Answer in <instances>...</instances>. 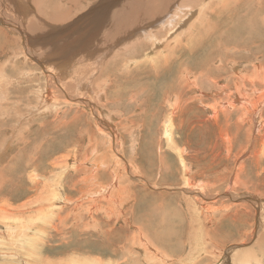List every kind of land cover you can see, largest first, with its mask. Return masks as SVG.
Returning a JSON list of instances; mask_svg holds the SVG:
<instances>
[{"label": "rangeland", "instance_id": "1", "mask_svg": "<svg viewBox=\"0 0 264 264\" xmlns=\"http://www.w3.org/2000/svg\"><path fill=\"white\" fill-rule=\"evenodd\" d=\"M101 1L114 2L0 0V264H161L162 254L151 258L146 242L134 240L141 205L164 226V205L182 219L171 234L177 236H167V250L176 254L167 264H264V0H169L167 11L126 27L118 22L121 10L158 0H119L109 6L116 22L91 32ZM81 27L91 36L83 44L75 35ZM85 98L97 106L84 111ZM169 128L187 171L173 152L161 158L170 162L162 171ZM190 194L213 211L215 222L200 223L205 229L185 212ZM35 220L32 230L19 229ZM21 233L24 246L13 238Z\"/></svg>", "mask_w": 264, "mask_h": 264}, {"label": "bare ground", "instance_id": "2", "mask_svg": "<svg viewBox=\"0 0 264 264\" xmlns=\"http://www.w3.org/2000/svg\"><path fill=\"white\" fill-rule=\"evenodd\" d=\"M52 1V0H51ZM82 1V0H81ZM88 1H95V0H88ZM114 2H109V1H101L102 3L100 4V11H98L97 13H96V18H97V21H95L96 23H99V24H95V25H92L93 27H92V29L90 30L91 32H96V31H98V28L100 29L101 27H104L103 25H101V23H106V22H110V23H115L116 21H115V19H116V16H117V12H115L114 11V7L112 8V7H109L110 5H114V6H116L115 8H117L119 5H117L118 4V1L119 0H113ZM168 1L169 0H158V1H156V2H154L153 4H151V3H148V4H142V1H136V2H134V3H131V4H129L127 7H126V9L123 11V10H121L123 13H122V15L121 16H124V18H120V13H118V15H119V19H118V22H120L119 23V25L120 26H124V27H126V26H128V24L129 25H133V26H137V25H140V24H142V21H141V19H145V20H148L149 18H155L156 16H158L159 15V11H161V9H162V12L163 11H167V9L169 8L168 6H166L167 4L169 5V3H168ZM204 1V0H203ZM234 1V0H233ZM236 1V0H235ZM84 2V1H83ZM100 2V1H99ZM170 2V1H169ZM206 2V1H205ZM223 2H225L224 0H216V4L217 5H220L221 3H223ZM228 2V1H227ZM226 2V3H227ZM239 2V1H238ZM81 3V2H80ZM192 3V2H191ZM49 4H51V3H49ZM67 4V3H66ZM87 4V3H86ZM186 4V3H185ZM205 4V3H204ZM82 5V4H81ZM96 5H98V4H96ZM175 5H176V3H175ZM193 5V4H192ZM228 5V4H227ZM49 6V5H48ZM74 6V5H73ZM49 7H52V6H49ZM71 7V6H70ZM69 7V8H70ZM74 7H77L76 5L74 6ZM81 7V6H80ZM84 7H85V5H84ZM121 7V6H120ZM177 7V6H176ZM181 7V6H180ZM179 7V8H180ZM183 7V6H182ZM204 7V6H203ZM57 8V7H56ZM86 8V7H85ZM107 8L110 10L111 8V15H109L107 12V14H108V16H112L113 15V19H110V20H107V18H109V17H107L106 18V16H107V14H104V12L103 11H105V10H107ZM164 8V9H163ZM39 9H41V7H39ZM54 9V8H53ZM58 9V8H57ZM84 9V8H83ZM96 9L97 8H95L94 9V11L93 12H95L96 11ZM182 9V8H181ZM204 9V8H203ZM258 9V8H257ZM262 9V8H261ZM28 10V9H27ZM85 10V9H84ZM156 10H158V11H156ZM176 10V9H175ZM201 10H202V8H201ZM214 10H215V8H214ZM213 10V11H214ZM81 11V10H80ZM194 11V10H193ZM200 11V10H199ZM253 11H254V9H253ZM259 11V10H258ZM103 12V13H102ZM109 12V11H108ZM191 12H192V10H191ZM190 12V13H191ZM196 12V11H195ZM195 12H194V14H195ZM56 13H58V12H56ZM55 13V14H56ZM89 13V12H88ZM193 13V12H192ZM60 14H61V12H60ZM59 14V15H60ZM78 14V13H77ZM163 14H165V13H163ZM168 14H169V11H168ZM43 15V14H42ZM57 15V14H56ZM64 15H65V13H64ZM67 15V14H66ZM75 15V14H74ZM73 15V16H74ZM197 15V14H196ZM2 16V15H1ZM36 16V15H35ZM38 16V15H37ZM62 16V15H61ZM88 16V15H87ZM93 16V15H92ZM163 16V15H162ZM171 16V15H170ZM44 17V16H43ZM75 17V16H74ZM84 17V16H83ZM89 17V16H88ZM87 17V18H88ZM115 17V18H114ZM165 16H163V18H164ZM186 17V16H185ZM253 17V16H252ZM261 17V16H260ZM61 18V17H60ZM184 18V17H183ZM199 18V17H198ZM80 19V18H79ZM84 19V18H83ZM165 19V18H164ZM168 19V18H167ZM262 19H264L263 17H262ZM37 20V19H36ZM43 20V19H42ZM45 20V19H44ZM54 20H56V19H54ZM53 20V21H54ZM61 20V19H60ZM82 20V19H81ZM166 20V19H165ZM57 21V20H56ZM59 21V20H58ZM188 21V20H187ZM239 21V20H238ZM209 22V21H208ZM47 23V22H46ZM162 23V22H161ZM239 23V22H238ZM237 23V24H238ZM243 23V22H242ZM37 24V23H36ZM83 24V23H82ZM82 24H81V26H82ZM85 24V23H84ZM88 24V23H87ZM94 24V23H93ZM182 24V23H181ZM184 24V23H183ZM182 24V25H183ZM118 25V24H117ZM178 25H179V23H178ZM195 25V24H194ZM193 25V26H194ZM37 26V25H36ZM36 26H35V29H36ZM84 26V25H83ZM106 26V25H105ZM111 26V25H110ZM16 28H17V25L15 26ZM86 27V26H85ZM89 27V26H88ZM112 27V26H111ZM178 27V26H177ZM134 28V27H133ZM137 28V27H136ZM172 28V27H171ZM33 29V28H32ZM41 29V28H40ZM39 29V30H40ZM87 29V28H86ZM86 29H84V30H86ZM121 29V28H120ZM188 29H190V27L188 28ZM193 29H194V32H195V28L193 27ZM196 29H199V28H196ZM72 30V29H71ZM80 30H83L82 29V27L79 29V30H76V34L75 35H77V37H79V38H82L81 39V41H80V43L81 44H83L84 42H86V41H88L89 39H90V34L89 33H87V31L86 32H81ZM129 30V29H128ZM134 30V29H133ZM152 30V29H151ZM170 30H172V29H170ZM191 30V29H190ZM205 30V29H204ZM33 31V30H32ZM44 31V30H43ZM42 31V32H43ZM61 31V30H60ZM73 31V30H72ZM164 31V30H163ZM192 32H193V30H191ZM206 31V30H205ZM20 32H23V31H20ZM64 32V31H63ZM172 32V31H171ZM185 33H187V31L185 30L184 31ZM24 33H26V32H24ZM29 33H30V31H29ZM33 33V32H32ZM39 33V32H38ZM167 33V32H166ZM173 33V32H172ZM189 33V32H188ZM208 33V32H207ZM42 34V33H41ZM58 34V33H57ZM60 34H62L61 32H60ZM93 34V33H92ZM159 34V33H158ZM163 34V33H162ZM175 35H176V33H174ZM213 34V33H212ZM232 34V33H231ZM236 34H238V33H236ZM236 34H233V35H236ZM26 35V34H25ZM29 35H31V34H29ZM64 35H65V33H64ZM70 35V34H69ZM167 35V34H166ZM180 35V34H179ZM183 35V34H182ZM22 36V35H21ZM169 36V35H168ZM237 36V35H236ZM236 36H235V38H236ZM56 37V36H55ZM62 37H63V34H62ZM142 37H143V35H142ZM172 38V35H170L168 38ZM178 36H176V38H177ZM183 37V36H182ZM188 37H190V36H188ZM221 37H223V36H221ZM220 37V38H221ZM234 37V36H233ZM258 36H256V39L258 40L259 39V37L257 38ZM61 38V37H60ZM69 38H70V36H69ZM75 38V37H74ZM153 38V37H152ZM170 38V39H171ZM181 38V37H180ZM255 38V37H254ZM53 39H54V37H53ZM59 39V38H58ZM134 39H136V38H134ZM251 38H249V40H250ZM55 40V39H54ZM57 40V39H56ZM159 40H161V39H159ZM192 40V39H191ZM221 40V39H220ZM251 40H253V39H251ZM78 41V40H77ZM102 41V40H101ZM134 41V40H133ZM155 41H157V40H155ZM163 41V40H162ZM253 41H255V40H253ZM59 42H60V40H59ZM62 42V41H61ZM67 42V41H66ZM66 42H64V44H66ZM158 42V41H157ZM160 42V41H159ZM167 42H170L168 39H167ZM40 43V42H39ZM53 43V42H52ZM56 43L57 42H55V45H56ZM105 43H106V40H105ZM133 43V42H132ZM180 44H181V42H179ZM41 44V43H40ZM58 44V43H57ZM79 44V43H78ZM136 44V43H135ZM162 44V43H161ZM169 44V43H168ZM168 44H166V45H168ZM192 44V43H191ZM43 45V44H42ZM42 45H40L41 47H42ZM50 45H51V43H50ZM49 45V46H50ZM60 45V44H59ZM58 45V46H59ZM61 45H63L62 43H61ZM154 45V44H153ZM160 45V44H159ZM170 45V44H169ZM167 46V48H170L171 46ZM48 46V47H49ZM53 45H51L50 46V48L52 47ZM76 46V45H75ZM94 46V45H93ZM133 46V45H132ZM138 46V45H137ZM163 46H165V45H163ZM192 46V45H191ZM62 47V46H61ZM64 47V46H63ZM81 47L82 46H80V45H78L77 46V49H76V55H78V53H79V51H81L80 49H81ZM155 47V46H154ZM54 48V50H55V47H53ZM71 48V47H70ZM76 48V47H75ZM84 48V47H83ZM99 48V47H98ZM135 48V47H134ZM159 48H160V46H159ZM175 48V47H174ZM236 48V47H235ZM49 49V48H48ZM59 48H57V50H58ZM61 49H63V48H61ZM74 49V48H73ZM177 49V48H176ZM175 49V50H176ZM234 49V48H233ZM263 50H264V45H263V48H262ZM69 50V49H68ZM71 50V49H70ZM69 50V51H70ZM149 50V49H148ZM147 50V51H148ZM156 50H158V47H156ZM163 50V49H162ZM174 50V51H175ZM56 51V50H55ZM67 51V50H66ZM124 51H126V50H124ZM139 51V50H138ZM141 51H142V49H141ZM140 51V52H141ZM155 51V50H154ZM168 51V50H167ZM171 51H173V50H171ZM174 51H173V53H174ZM89 52V51H88ZM260 52H262V51H260ZM47 53V52H46ZM75 53H74V55H75ZM90 53V52H89ZM99 52H97V54H98ZM162 53V52H161ZM33 54V53H32ZM53 54V55H52ZM83 55L85 54V53H82ZM37 55V54H36ZM50 55V57L51 56H54V53H50L49 54ZM82 55V56H83ZM88 55H90V54H88ZM173 55V54H172ZM31 57H32V55H30ZM35 56V55H34ZM62 56V55H61ZM146 56H147V53H146ZM162 56V55H161ZM23 57V56H22ZM37 57V56H36ZM67 57V56H66ZM69 57V56H68ZM88 57V56H87ZM99 57V56H98ZM169 57H171L172 58V56L170 55ZM264 57V56H263ZM41 58V57H40ZM43 58V57H42ZM47 58H49V57H47ZM71 58V57H70ZM95 58V57H94ZM132 58V57H131ZM153 58V57H152ZM152 58H150V59H152ZM171 58L169 59V61L171 60ZM36 59V58H35ZM39 59V58H38ZM68 59V58H67ZM96 59V58H95ZM98 59V58H97ZM174 59H176V58H174ZM37 60V59H36ZM35 60V61H36ZM92 60V59H91ZM94 60V59H93ZM165 60H167V59H165ZM44 61H45V59H44ZM61 61V60H60ZM84 61H85V59H84ZM83 61V62H84ZM87 61V60H86ZM46 62V61H45ZM71 62V61H70ZM69 62V63H70ZM80 62V61H79ZM173 62H176V61H173ZM130 63V62H129ZM43 64V63H42ZM113 65V64H112ZM204 65V64H203ZM40 66H42V65H40ZM52 66V64L50 65V67ZM69 66V65H68ZM67 68V67H66ZM69 68V67H68ZM136 69H137V67H136ZM133 70H135V68L133 69ZM140 70V69H139ZM136 71V70H135ZM57 72V71H56ZM55 72V73H56ZM58 72H59V70H58ZM135 73V72H134ZM25 74V73H24ZM31 74V73H30ZM35 74V73H34ZM40 73H38L37 75H39ZM57 74V73H56ZM26 75H28V74H26ZM189 75V74H188ZM243 75V74H242ZM59 77H60V75H58ZM241 76V75H240ZM41 77V76H40ZM58 77V78H59ZM38 78V77H37ZM48 79V78H47ZM90 79V78H89ZM250 79V78H249ZM193 81V80H192ZM54 82V81H53ZM65 82V81H64ZM45 84V83H44ZM104 85V84H103ZM81 88V87H80ZM68 91H71V90H68ZM161 92V91H160ZM108 93V92H107ZM109 93H111V92H109ZM120 93V92H119ZM241 93V92H240ZM66 95H69V94H71V92H67L66 91V93H65ZM74 94H78L76 91H74ZM113 94V93H112ZM125 94H127V93H125ZM140 94V93H139ZM151 94H152V92H151ZM160 94V93H159ZM158 94V95H159ZM98 95H99V93H98ZM107 95V94H106ZM111 95V94H110ZM154 94H152V96H153ZM250 95V94H249ZM101 96V95H100ZM103 97H104V94L102 95ZM101 96V97H102ZM113 96V95H112ZM149 96H151V95H149ZM157 96V95H156ZM160 96V95H159ZM101 97H100V99H101ZM155 97V96H154ZM76 99H74V98H72V101H77V99H78V101L79 100H83L84 98H81V97H75ZM108 98V97H107ZM115 98V97H114ZM121 98V97H120ZM136 98V97H135ZM134 98V99H135ZM138 98V97H137ZM153 98V97H152ZM174 98V97H173ZM245 98V97H244ZM249 98V97H248ZM252 98H254V97H252ZM111 99V98H110ZM113 99V98H112ZM122 99V98H121ZM256 99V98H255ZM85 100H87L86 98H85ZM116 100V99H115ZM118 100H120V99H118ZM123 100V99H122ZM155 100V99H154ZM174 100V99H173ZM244 100V99H243ZM148 101V100H147ZM247 101H249V99H247ZM256 101V100H255ZM2 102V101H1ZM128 102V101H127ZM243 102V101H242ZM44 103L46 104V103H49L47 100L46 101H44ZM85 105H88L87 107H84L83 109H84V111H86L88 108H92V106H97L96 104H94V103H92V101L91 100H87V102H83ZM116 103V102H115ZM117 103H119V101L117 102ZM121 103V102H120ZM147 103V102H146ZM150 103V102H149ZM172 103H175V102H173L172 101ZM106 104V103H105ZM104 104V105H105ZM151 104V103H150ZM149 104V105H150ZM170 104H171V102H170ZM176 104V103H175ZM100 105V104H99ZM144 105V104H143ZM161 105V104H160ZM121 106V105H120ZM151 106V105H150ZM152 106H154V107H157V106H155L154 104L152 105ZM170 105H168V107H169ZM130 107V106H129ZM145 107V106H144ZM159 107V106H158ZM157 107V108H158ZM161 107V106H160ZM159 107V108H160ZM127 108V107H126ZM146 108V107H145ZM151 108V107H150ZM169 108H171V106L169 107ZM252 108V107H251ZM43 109V108H42ZM93 109V108H92ZM152 109V108H151ZM155 109V108H154ZM122 110V109H121ZM148 110H150V109H148ZM177 110V109H176ZM247 110V109H246ZM100 111V110H99ZM125 111V110H124ZM172 112H173V110H171ZM257 111V110H256ZM255 111V112H256ZM110 112V111H109ZM153 112H155V110H153L151 113H153ZM157 112V111H156ZM170 112V111H169ZM176 112H178V111H176ZM175 112V113H176ZM258 112V111H257ZM121 113H122V111H121ZM47 114V113H46ZM97 114L98 115H100L99 114V112L97 111ZM145 114H146V112H145ZM154 114V113H153ZM158 114V113H157ZM156 114V115H157ZM112 115V114H111ZM106 116V115H105ZM168 116V115H167ZM119 117V116H118ZM150 117V116H149ZM166 117V116H165ZM171 117H172V114L168 117L169 119H171ZM113 118L115 119V117L113 116ZM120 118V117H119ZM118 118V119H119ZM151 118V117H150ZM175 118V116H173V119ZM256 119V118H255ZM120 121V120H119ZM165 121V120H164ZM163 122V121H162ZM169 122V121H168ZM257 122V121H256ZM259 122V121H258ZM166 125H168V124H166ZM257 125H259V123L257 124ZM165 126V125H164ZM163 126V127H164ZM171 126V125H170ZM167 127V126H166ZM109 129V128H108ZM170 129V136H171V139H169V141H166V143H167V149H168V151H167V153L165 152L164 154L162 153L161 154V156H160V164H162V171L163 170H165V169H168V166H169V161L167 162L168 164H163V162L161 161V158H163V155H164V158H166V159H169V155H171L172 153H170V152H173V153H175V154H177V156H178V165L180 166V167H182V171H187V169L189 168V166H188V164L184 161V159H183V157L185 156V154L182 152V148H183V146H181V145H179V141H177L176 140V138H174L173 139V135L174 134H172L171 135V131H172V129L171 128H169ZM113 131H114V129H112ZM174 130V129H173ZM137 131V130H136ZM164 131V130H163ZM169 131V130H168ZM86 132V131H85ZM97 132V131H96ZM116 132H118V131H116ZM115 132V133H116ZM89 133V132H88ZM87 133V134H88ZM173 133V132H172ZM174 133H176V132H174ZM164 134V133H163ZM121 135V134H120ZM168 135V134H167ZM169 136V135H168ZM170 136H169V138H170ZM79 137H80V135H79ZM114 137H115V135H114ZM80 139V138H79ZM108 139V138H107ZM121 139V138H120ZM100 140L104 143V148H107V144H106V139L104 138V137H102V136H100ZM106 140V141H105ZM109 140V139H108ZM179 140V139H178ZM11 141V140H10ZM136 141H138V139H136V138H133V142H136ZM108 142V141H107ZM176 142V143H175ZM2 143V142H1ZM17 143V142H16ZM110 143V142H109ZM116 143H117V141H116ZM15 144V143H14ZM13 144V145H14ZM135 144V143H134ZM4 145V144H3ZM2 145V146H3ZM10 145V144H9ZM12 145V146H13ZM70 145H72L71 143H70ZM74 145V144H73ZM166 145V144H165ZM11 146V147H12ZM6 147V146H5ZM9 147V146H8ZM66 147V146H65ZM111 147V146H110ZM120 148V147H119ZM7 149L8 148H6V151H7ZM10 149H12V148H10ZM9 149V150H10ZM111 149V148H110ZM124 149V148H123ZM123 149H121V150H123ZM5 150V149H4ZM4 150L2 151L3 153L2 154H4ZM62 150V149H61ZM120 150V151H121ZM108 152H109V150H107ZM98 152V151H97ZM104 152V151H103ZM102 152V153H103ZM6 153V152H5ZM7 154V153H6ZM96 154V153H95ZM104 154V153H103ZM122 154V153H121ZM92 155V154H91ZM97 155V154H96ZM4 156V155H3ZM107 156H109L108 154H107ZM96 157V156H95ZM114 157V156H113ZM6 159V158H5ZM100 160V157L98 158L97 157V161H99ZM73 161V160H72ZM92 162V161H91ZM116 162V161H115ZM166 162V161H165ZM73 163H74V161H73ZM92 164V163H91ZM89 165V164H88ZM120 166H121V164H120ZM97 167H108V165L107 164H105V163H100V164H98L97 165ZM80 168V167H79ZM79 168H77V169H79ZM133 168H134V166H133ZM117 169V168H116ZM119 169V168H118ZM134 169H136V168H134ZM113 171H115V170H113ZM120 171V170H119ZM118 171V172H119ZM115 173V172H114ZM91 174V173H90ZM94 174H95V176L96 177H100L99 175H97V173L96 172H94ZM99 174V173H98ZM120 174V173H119ZM114 176V174H110V177L111 176ZM117 175V174H116ZM123 175V174H122ZM137 175H138V173H137ZM126 176V175H125ZM124 177V176H123ZM89 178H92V176L91 175H89ZM117 177H115V179H116ZM120 179V177L118 176V178L116 179V184H117V182H118V180ZM124 179V178H123ZM91 180V179H90ZM93 180V179H92ZM112 180H114V179H112ZM130 180V179H129ZM127 182H129V181H127ZM185 182H187V180L184 178L183 179V184L185 183ZM91 184V183H90ZM96 184V183H95ZM99 184V183H98ZM110 183H108V184H106V185H109ZM116 184H114V185H116ZM120 185V184H119ZM90 186V185H89ZM98 187H101V186H103V187H105V185L104 184H102V185H97ZM97 186H95V187H97ZM117 186V185H116ZM102 187V189H100L99 190V192H101V193H103V192H105V190L106 189H108V188H103ZM118 187V189H119V186H117ZM90 188H92V185L90 186ZM94 188V187H93ZM110 189V188H109ZM96 190H98V189H96ZM107 191V190H106ZM125 191H126V193H128V192H130L131 190H127V189H125ZM91 193H93V195H94V191L93 192H91ZM92 195V196H93ZM103 195H104V193H103ZM103 195H102V197H103ZM106 196H107V194H105ZM61 196H64V194H61ZM106 196H104V197H106ZM108 196H109V194H108ZM107 196V197H108ZM191 196H193L194 198H197L199 195L198 194H196V195H194V194H190V198L189 197H186V199L185 200H183L182 201V203H183V206L185 207L184 209H185V212H186V214L187 215H190L189 214V212L190 213H194V214H196V215H198V217L196 218V220H195V222L198 224V226L197 227H201L202 225L200 224V223H202V224H208V223H212L213 221H214V214L212 215V212L213 211H211V208L210 207H208V206H206V205H204V201H199V200H197V199H194V200H192L191 199ZM55 197H56V195H55ZM123 197H125V196H123V194L121 195V196H119V198H120V200H123ZM66 198V197H65ZM64 198V199H65ZM113 198V197H112ZM112 198H110V199H112ZM127 198V197H126ZM208 199H209V197H208ZM246 199V198H245ZM116 200V199H115ZM131 200V199H130ZM61 201V200H60ZM112 201V200H111ZM118 201V200H117ZM135 201V200H134ZM133 201V202H134ZM254 201V200H253ZM46 202V201H45ZM257 202V201H256ZM125 203V202H124ZM127 203V202H126ZM210 203V202H209ZM130 204V203H129ZM206 204V203H205ZM211 204V203H210ZM250 204V203H249ZM123 205V204H122ZM55 206V205H54ZM203 206H206L205 207V210H204V207ZM211 206V205H210ZM122 206H120L119 208H121ZM168 207H169V205H164L163 206V208H162V212H163V214H164V218H165V226L163 225V220L162 219H159V220H156V218H155V216L154 215H152L153 213H152V210H150V209H145V207L144 206H140V209H139V211H138V213L136 214L135 213V221L134 220H132V221H134V224H133V226H132V228H131V230H133V229H135V231H134V234H137V237H135L134 238V240H136V243H140V242H142V241H144V242H146V244H147V246L145 247V253H146V255H148L149 257H151L152 255H154V257L155 256H158L159 254H162V256H163V259H161L160 261H161V264L162 263H165V264H167V262H169V261H171L173 258H172V255H173V253L175 254V252H173L172 250L171 251H168L167 249H169L170 250V245H168L167 243H173V242H170V240L172 239H170L169 237V239L170 240H168V238H167V236H169V235H171L174 231L176 232V230L178 229H180V227H179V223H180V221L182 220V219H180V221H178V220H176V219H174V218H177V216L175 215V211L174 212H172V211H170L169 209H168ZM171 207H172V205H171ZM215 207V206H214ZM29 208H30V205H29ZM26 209V208H25ZM122 209V208H121ZM132 209V208H131ZM263 209H264V206H263ZM30 210V209H29ZM96 210V209H95ZM205 212H204V211ZM45 211V209L44 208H39V210H38V212L37 213H40V214H43V212ZM120 211V210H119ZM243 211V210H242ZM246 211V210H245ZM14 214H21V216H24V215H22L23 214V211L21 210V209H14ZM6 215V210H4V208H0V215ZM9 214V213H8ZM200 214V215H199ZM208 214H210L209 216H208ZM120 215V214H119ZM217 215V214H216ZM12 216V215H11ZM191 216V215H190ZM121 218V217H120ZM133 218V217H132ZM117 219V218H116ZM115 219V220H116ZM129 220H131V219H129ZM128 219L126 220V223L128 224V221H129ZM49 222V221H48ZM176 222H177V225L178 226H176L175 224H176ZM183 222V221H182ZM215 222V221H214ZM9 223H11V222H9ZM8 223V224H9ZM30 223V222H29ZM36 223H37V220H35V223H34V225H32V226H29V227H27V228H23V227H19V229L20 230H32L33 229V227H36ZM122 223V222H121ZM193 224V223H192ZM217 224V223H216ZM137 225H140V226H137ZM2 226V225H1ZM27 226V225H26ZM195 226V225H194ZM196 227V226H195ZM189 228V227H188ZM202 228H204L203 226H202ZM201 228V229H202ZM176 229V230H175ZM200 229V228H199ZM198 229V230H199ZM200 229V230H201ZM205 229V228H204ZM204 229H202V230H204ZM215 229V228H214ZM238 229V228H237ZM84 230V229H83ZM192 230V229H191ZM190 230V231H191ZM197 230V231H198ZM219 230H221V229H219ZM109 231V230H108ZM204 231H206V230H204ZM203 231V232H204ZM224 231V230H223ZM20 232V231H19ZM189 232V231H188ZM192 232V231H191ZM191 232H190V234H191ZM200 232V231H199ZM178 233V232H177ZM195 233H196V231H195ZM212 233V232H211ZM17 234V233H16ZM24 234L25 233H21V234H18V237L17 236H13V238H18V240L20 241V242H23V244H22V246H24L25 245V243L26 242H28V239L27 238H20V237H23L24 236ZM31 234V233H30ZM133 234V235H134ZM213 234V233H212ZM227 234V233H226ZM1 235V234H0ZM3 235V234H2ZM181 235V234H180ZM196 235V237H199L200 235L198 234V236H197V233L196 234H194V236ZM171 236H177V235H171ZM192 235H190V237H191ZM202 236H203V234H202ZM224 236V235H223ZM261 236V235H260ZM12 237V236H11ZM187 237V236H186ZM196 237H194V238H196ZM193 238V239H194ZM8 239V238H7ZM6 239V240H7ZM198 239H200V238H196L195 240H198ZM9 240V239H8ZM194 240V241H195ZM1 241H2V239H1ZM139 241V242H138ZM204 242V241H203ZM10 243V242H9ZM17 243V242H16ZM214 243H216V242H214ZM16 245V244H15ZM20 245V244H19ZM144 245V244H143ZM168 245V246H167ZM192 246V248H194L197 252H199L200 250H201V248L197 245V244H192L191 245ZM10 247H12V246H10ZM20 247V246H19ZM152 247V248H151ZM190 247V246H189ZM207 247V246H206ZM205 247V248H206ZM166 248V249H165ZM208 248V247H207ZM12 249H13V247H12ZM98 249V248H97ZM144 249V247H142V250ZM19 250V249H18ZM21 250V249H20ZM189 250V249H188ZM193 251L192 253V255H194V252H195V254H196V251ZM206 250V249H205ZM204 250V251H205ZM167 252H169V254L170 255H166L167 254ZM200 252H202V251H200ZM104 253H105V251H104ZM177 253V252H176ZM189 254H190V252H188ZM88 254V253H87ZM143 254V253H142ZM198 254V253H197ZM197 254H196V257H197ZM8 255V254H7ZM96 255V254H95ZM100 255V254H99ZM176 255V254H175ZM89 256H91L90 254H89ZM115 256H117V255H115ZM18 257H20V256H18ZM101 257V256H100ZM153 257V256H152ZM151 257V258H152ZM181 257V256H180ZM188 257H189V255H188ZM191 257V256H190ZM227 257V256H226ZM14 258H16V257H14ZM86 258H87V256H86ZM179 258V257H178ZM194 258H195V256H194ZM101 259V258H100ZM104 259V258H103ZM175 259V258H174ZM190 259V258H189ZM12 260V259H11ZM89 260V259H88ZM176 260V259H175ZM184 260V259H183ZM195 260V259H194ZM101 261H103V260H101ZM149 261V260H148ZM99 263H100V261H98ZM128 262V261H127ZM151 262H152V259H151ZM174 262V261H173ZM185 262V261H184ZM194 262V261H193ZM86 263H88V262H86ZM85 263V264H86ZM170 263V262H169ZM174 263H177V262H174ZM186 263V262H185ZM190 263V262H189ZM34 264H38V263H34ZM90 264V263H89ZM147 264V263H146ZM160 264V263H159ZM184 264V263H183ZM187 264H188V262H187ZM218 264H220V263H218Z\"/></svg>", "mask_w": 264, "mask_h": 264}, {"label": "crops", "instance_id": "3", "mask_svg": "<svg viewBox=\"0 0 264 264\" xmlns=\"http://www.w3.org/2000/svg\"><path fill=\"white\" fill-rule=\"evenodd\" d=\"M108 184V183H107Z\"/></svg>", "mask_w": 264, "mask_h": 264}]
</instances>
